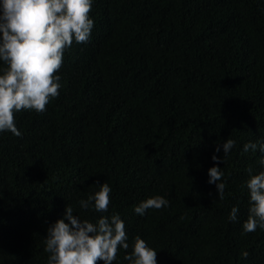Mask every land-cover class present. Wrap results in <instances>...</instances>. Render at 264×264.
I'll use <instances>...</instances> for the list:
<instances>
[{
	"label": "trees",
	"instance_id": "16d2710c",
	"mask_svg": "<svg viewBox=\"0 0 264 264\" xmlns=\"http://www.w3.org/2000/svg\"><path fill=\"white\" fill-rule=\"evenodd\" d=\"M89 18V41L65 49L59 95L14 113L20 137L0 132V264H47V229L67 205L92 223L119 214L129 247L113 264L137 236L156 264H264V229H243L246 182L264 172V153L243 150L264 143V0H92ZM104 183L108 211L82 209ZM154 196L168 206L135 213Z\"/></svg>",
	"mask_w": 264,
	"mask_h": 264
},
{
	"label": "clouds",
	"instance_id": "9594fccd",
	"mask_svg": "<svg viewBox=\"0 0 264 264\" xmlns=\"http://www.w3.org/2000/svg\"><path fill=\"white\" fill-rule=\"evenodd\" d=\"M92 0H0V61L6 68L0 73V132L9 131L20 137L15 126L14 113L34 110L42 113L50 99L59 95L61 87L59 72L66 48L73 41H89L94 22L89 18ZM227 139L218 145L216 152L223 150L227 156L235 146ZM264 153V143L249 142L243 150ZM213 161L222 162L216 155ZM251 172V169H249ZM209 184H214L217 196L224 198V172L213 166L208 170ZM249 193V215L243 224L244 232L264 229V172L251 175L246 182ZM111 188L107 183L87 199L79 201L82 209L94 208L106 213L110 203ZM169 201L163 196H154L142 201L134 211L143 216L148 209L167 207ZM238 209L233 207L229 219L236 221ZM67 221V222H65ZM125 224L119 214L100 216L95 222L81 220L74 215L70 205L64 216L47 229L44 252L48 253L47 264H113L119 248L128 249ZM156 250L150 248L139 236L133 250L124 254L125 264H156ZM243 257L248 253L243 252Z\"/></svg>",
	"mask_w": 264,
	"mask_h": 264
}]
</instances>
